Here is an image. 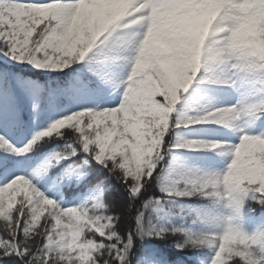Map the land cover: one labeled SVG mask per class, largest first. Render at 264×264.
I'll list each match as a JSON object with an SVG mask.
<instances>
[{"label":"snow or ice","instance_id":"obj_1","mask_svg":"<svg viewBox=\"0 0 264 264\" xmlns=\"http://www.w3.org/2000/svg\"><path fill=\"white\" fill-rule=\"evenodd\" d=\"M261 14L0 0V264H264Z\"/></svg>","mask_w":264,"mask_h":264},{"label":"clouds","instance_id":"obj_2","mask_svg":"<svg viewBox=\"0 0 264 264\" xmlns=\"http://www.w3.org/2000/svg\"><path fill=\"white\" fill-rule=\"evenodd\" d=\"M241 7H250V5L244 4L241 5ZM262 17H264V14H261ZM209 22H210V17H209ZM257 21L255 19L248 21L247 23H245L244 25L241 26L242 29V33L246 34L250 31L253 30V27L255 25ZM251 244L253 246H255V252H264V239H256V240H252ZM253 257H255V253H253Z\"/></svg>","mask_w":264,"mask_h":264}]
</instances>
